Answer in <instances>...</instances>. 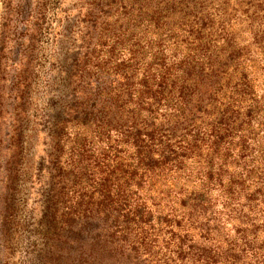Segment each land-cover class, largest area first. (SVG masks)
Masks as SVG:
<instances>
[{
  "label": "trees",
  "instance_id": "1",
  "mask_svg": "<svg viewBox=\"0 0 264 264\" xmlns=\"http://www.w3.org/2000/svg\"><path fill=\"white\" fill-rule=\"evenodd\" d=\"M135 4L130 58L92 51L62 80L104 149L101 257L264 264V0Z\"/></svg>",
  "mask_w": 264,
  "mask_h": 264
},
{
  "label": "rangeland",
  "instance_id": "2",
  "mask_svg": "<svg viewBox=\"0 0 264 264\" xmlns=\"http://www.w3.org/2000/svg\"><path fill=\"white\" fill-rule=\"evenodd\" d=\"M136 1L0 0V264L115 262L85 224L104 149L62 80L92 51L111 73L130 58Z\"/></svg>",
  "mask_w": 264,
  "mask_h": 264
}]
</instances>
